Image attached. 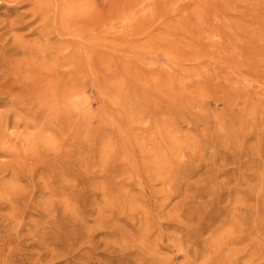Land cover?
<instances>
[{
  "label": "rangeland",
  "instance_id": "obj_1",
  "mask_svg": "<svg viewBox=\"0 0 264 264\" xmlns=\"http://www.w3.org/2000/svg\"><path fill=\"white\" fill-rule=\"evenodd\" d=\"M41 1L50 9V20L34 25L19 24L31 20L26 2L6 6L0 2V22L19 20L5 40L14 36L43 49L47 57L38 61L41 68L59 66V54L65 49L73 62L68 99L70 176L68 183L58 181L53 196L43 189V182L49 181L36 178L39 186L33 202L44 205L50 199L58 221L66 222L70 232L76 231L77 251L87 242L81 236L97 229L94 223L103 212L122 211L137 223L150 214L155 207L147 194L140 196L143 189L149 186L160 193L169 162L181 154L187 159L209 137L212 143H207L204 160L212 148L217 161L224 153L232 154L235 160L224 163L225 169L231 170L230 175L242 173L243 186L233 196L230 213H222L213 224H201L200 248L209 246L211 252L222 251L224 258H240L238 264H264V0ZM7 6L15 10L7 12ZM97 17L103 19L97 42L101 54L93 60L80 49L96 45L93 22ZM63 21L68 23L63 26ZM44 24L49 25L45 31ZM35 27L43 31L42 37L32 35ZM56 127V133L40 140L42 150L61 153L62 125ZM105 169L111 174L109 184L103 179ZM206 170L210 169L204 164L188 183L198 188ZM139 176L142 187L132 183ZM20 187L26 189L24 183ZM161 197L158 203L165 206L158 216L164 219L166 235L174 236L167 224L179 199L162 203ZM257 200L261 206L259 251L253 235L240 234L249 229ZM195 203L189 206L196 214ZM97 234L93 243L101 238ZM246 234L242 245L223 246L227 238ZM63 252L57 249L55 256L48 255L38 264H69ZM159 253L175 257L167 250ZM183 262V257H175V264Z\"/></svg>",
  "mask_w": 264,
  "mask_h": 264
},
{
  "label": "bare ground",
  "instance_id": "obj_2",
  "mask_svg": "<svg viewBox=\"0 0 264 264\" xmlns=\"http://www.w3.org/2000/svg\"><path fill=\"white\" fill-rule=\"evenodd\" d=\"M0 2L1 6L26 2L30 6L31 16V20L26 23L19 20L7 24L0 22V228H9L7 231H0L1 264H38L48 255L55 256L57 249H62L69 257V264H81V261L84 264H175V257H183V264H238L240 258H224L222 251L211 252L209 246L200 248L201 224L205 221L213 224L215 218H219L222 213H230L233 196L239 194L243 186L242 173L236 174L233 171L230 175L231 170L229 172L225 169L224 163L235 160L232 154L224 153L217 161L216 149L212 148L213 153L208 160H204L207 143H212L209 137H206L207 143L203 142V148L190 154L187 159L186 155L181 154L180 159L175 158L169 162L164 177L160 180V193H154L149 186L148 189H143L140 196L146 197L147 194L155 207L150 210V214L137 223L132 216L122 211H111L109 215L103 212L94 223L93 229L96 226L97 229L89 230L85 236H81L87 242L75 250L74 238L78 235L75 230L74 234L68 230L66 222L58 221L57 209L50 199L44 205L33 202L39 186L36 178L49 181L46 184L43 182V189L48 191L49 196H53L58 181L68 183L70 176L68 99L73 79L70 52L65 49L59 54V66L41 68L38 61L47 57L43 49L18 41L14 36L5 40L4 36L9 34L18 21L21 25H34L40 20H50V9L41 0ZM6 8L7 12L15 10L14 6ZM66 23L68 21H63L62 25L65 26ZM102 23L101 17L95 18L93 22L96 45L92 49L87 46L80 49L81 54L89 55L93 60H98L101 54L100 44L97 42L100 41ZM42 27L45 31L49 25L44 24ZM37 30L35 27L32 35L38 33L42 37L43 31ZM93 64L95 65L94 62ZM59 124L63 130L61 153L42 150L40 140L45 134L56 133V126ZM236 156L240 159L241 155L238 153ZM204 164L210 170H206L199 178L198 188H193L188 180ZM217 165H220L219 168ZM241 166L243 165L240 164ZM110 176V171L105 169V183L112 181ZM135 178L132 181L134 186L142 187V178ZM233 182L235 185L228 188ZM22 183L30 192L20 187ZM123 184L127 186V181ZM159 196H162V203L173 198L179 199L173 205V213L168 219L170 223L167 224L168 228L175 231L174 236L166 235L162 228L164 219L158 216V212L165 204L159 205ZM192 201H196L195 205L199 208L196 214L189 206ZM254 207L249 229L242 230L240 234L246 232L253 235L255 250L259 251L260 200H257ZM195 216L197 224L194 223ZM95 232L101 238L93 243ZM135 232L138 233L137 236ZM248 234L240 239L227 238L223 246L230 248L235 244L242 245ZM153 236H156L155 240L151 241ZM137 240H141L139 245H135ZM86 244L88 246L83 248ZM162 250L173 252L175 257L172 259L161 256L159 252ZM97 254L99 258L95 260L94 256ZM207 254L210 256L207 257ZM201 259L202 263H199Z\"/></svg>",
  "mask_w": 264,
  "mask_h": 264
}]
</instances>
